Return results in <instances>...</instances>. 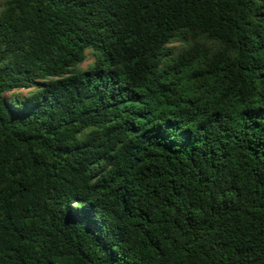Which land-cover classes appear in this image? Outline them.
<instances>
[{"label": "trees", "instance_id": "obj_1", "mask_svg": "<svg viewBox=\"0 0 264 264\" xmlns=\"http://www.w3.org/2000/svg\"><path fill=\"white\" fill-rule=\"evenodd\" d=\"M0 264H264V0H0Z\"/></svg>", "mask_w": 264, "mask_h": 264}, {"label": "rangeland", "instance_id": "obj_2", "mask_svg": "<svg viewBox=\"0 0 264 264\" xmlns=\"http://www.w3.org/2000/svg\"><path fill=\"white\" fill-rule=\"evenodd\" d=\"M91 56H89V59L87 60V61H85L81 66H82V68H85L89 63H90V61H91ZM23 92L25 93L26 92V90H23Z\"/></svg>", "mask_w": 264, "mask_h": 264}]
</instances>
